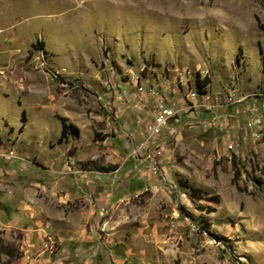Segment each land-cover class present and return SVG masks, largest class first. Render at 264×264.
<instances>
[{"label": "rangeland", "instance_id": "obj_1", "mask_svg": "<svg viewBox=\"0 0 264 264\" xmlns=\"http://www.w3.org/2000/svg\"><path fill=\"white\" fill-rule=\"evenodd\" d=\"M185 78L211 92L236 87L248 101L264 97V0H0V180L61 182L71 193L72 177L80 188L57 205L30 189L27 211L44 210L53 222L45 231L0 224V239L20 247L13 264H264L263 135L245 137L241 118L212 123L194 112L160 138L153 174L134 151L142 135L132 109L123 114L113 102L124 89L135 106L139 83ZM60 117L78 134L59 140ZM143 175L162 184L134 187L93 231L86 217L97 199L84 196L79 178H117L93 184L112 194ZM192 191L215 211L195 210ZM10 209L0 199V214L9 218ZM124 242L129 256L117 260Z\"/></svg>", "mask_w": 264, "mask_h": 264}, {"label": "crops", "instance_id": "obj_2", "mask_svg": "<svg viewBox=\"0 0 264 264\" xmlns=\"http://www.w3.org/2000/svg\"><path fill=\"white\" fill-rule=\"evenodd\" d=\"M110 96H107V101L106 104H110L109 103V98ZM114 104L118 105L119 109L120 108H124L123 114H126L125 111L127 110L128 106L130 109H132L133 112V125H135L136 129L138 128L139 132L142 135L141 130L139 129V127L135 124V119L136 118H142L144 119L146 114H148L149 112V104H143L141 103V105L137 104L135 106H131L128 103H126L128 106H126V104L122 101H120L117 97H115L113 99ZM119 100V101H117ZM264 102V97L259 98V99H251L249 102H247L244 105H241L239 107H231L230 112L228 113V115H230L231 117H235V118H241L243 119V121H245V112H246V108L247 105L250 103H263ZM105 103V102H104ZM107 104V105H108ZM143 104V105H142ZM147 105V110H145V106ZM128 108V109H129ZM229 110V109H228ZM122 113V112H121ZM120 113V114H121ZM128 113V112H127ZM122 114V115H123ZM120 115V116H122ZM230 117V119H231ZM123 119L120 118V121H122ZM264 127V124H263ZM245 137L246 136V131L244 133ZM132 136V134H130ZM263 137H264V129H263ZM258 152H260L261 154L264 155V143L260 144L258 146ZM11 155H13V152L10 153ZM70 179L68 180L67 184H70L71 187H69V190L72 191L70 192H66L64 187L60 186L61 182H34L36 184V187H32L34 186L32 183V181L28 180V178H16L13 176H9L7 178H5L3 181L0 180V199H3L6 202V205H8L9 207H11L10 209V214L8 216H10L9 218H7V216L5 214H0V224H3L4 227L6 228H15L17 230L20 231H25V229H29L31 231H45V228H51L49 225H51L49 222H53V219H51L50 215L45 213V211H34L32 213H29L27 211L28 209H32L33 207H31L30 204V200L32 201L31 198V192L33 194V188L35 189H41L43 192H46L45 194H47V198L49 202H52L54 205L59 204L61 201L62 202H67L70 201L74 198L78 197V190H80L77 181L75 180V178L72 179V177H69ZM26 179V180H25ZM97 179V178H96ZM156 179V180H155ZM83 180H85L83 182ZM99 181L95 182L94 179L89 178V177H81L79 178V182H83L84 184L87 185V188L89 189V191H87L84 196L87 197L89 195H93L97 201L93 204L90 203V209L88 210L87 213V218H92L90 219V223L91 228L93 231L96 230V228L94 227H98V228H102V226L98 223V221L100 220V218L105 215L106 213H108V210L113 209L116 205H118L119 203H121L124 200H127V196L131 195V193L133 192V188L137 187L138 190H141L142 184H145L146 186H151V188L153 189H157L156 186H154V183L162 184V181L160 178H153L152 176L150 177L149 175H143L141 177H130L127 179V183H128V189H121L120 186L117 187L116 189H114V192L111 194L110 193V189L108 188H96L93 186V184L96 183H100L102 185H105L107 182H109V184H116V183H121L122 181H118L119 179L117 178H106V179H98ZM31 183V184H30ZM7 184V185H6ZM28 185H31L29 188ZM140 185V186H139ZM4 187H7V189H5ZM64 189V192H61V189ZM32 189V190H30ZM76 193H75V191ZM128 191V192H127ZM81 192V191H80ZM10 193V195L8 194ZM63 195V196H62ZM84 197V198H85ZM37 199V198H36ZM44 201L45 198H39V200ZM57 218V217H56ZM92 220H94V226H93V222ZM87 222V220L85 221L84 219V223ZM47 223V224H46ZM83 223V224H84ZM38 225V229H34L35 225ZM53 224V223H52ZM107 222L104 223V225L106 226ZM103 225V226H104ZM102 230V229H101ZM38 244V242H37ZM121 252L120 255L118 256L117 260H125L126 257L129 256V250H128V246L126 245V243H122L121 244ZM20 248V247H19ZM33 250V248H35L34 245H32L31 247ZM26 255H28L26 253ZM25 258V257H24ZM33 262L30 261V263L27 261L26 264H32Z\"/></svg>", "mask_w": 264, "mask_h": 264}, {"label": "built area", "instance_id": "obj_3", "mask_svg": "<svg viewBox=\"0 0 264 264\" xmlns=\"http://www.w3.org/2000/svg\"><path fill=\"white\" fill-rule=\"evenodd\" d=\"M179 88L185 87L177 84V82H168L167 84H161L159 87H148L139 83V88L133 91L132 98L137 100V103L149 104V112L145 118L135 119V124L143 133L142 140L134 151L138 156L144 157L149 162L153 174L157 173L159 164L157 159H160L163 154L160 138L164 134L173 135V124L178 123L183 116H192L194 112H202L210 117L212 123L220 117L228 121L231 116L223 114L228 108L239 107L249 102L248 97L242 95L237 88L236 92L229 93V96H221V90H217L214 92V96L207 98L189 95L187 92L186 96H178ZM121 91L122 95L117 98L125 104H129L132 101L130 96L126 94L124 89ZM150 92H157V101H149ZM110 98L108 99L110 100ZM164 105H171V112H164ZM126 106L128 105L126 104ZM244 122V131H246V136L250 140L255 138V135H263L264 102L248 104ZM225 148L228 151L233 150L231 139H228ZM9 156L15 157L11 154Z\"/></svg>", "mask_w": 264, "mask_h": 264}, {"label": "trees", "instance_id": "obj_4", "mask_svg": "<svg viewBox=\"0 0 264 264\" xmlns=\"http://www.w3.org/2000/svg\"><path fill=\"white\" fill-rule=\"evenodd\" d=\"M199 89L204 88L206 86V82L203 81V83L199 84L197 83ZM24 116V112L21 113V119ZM60 124H61V130H60V137L59 140L65 139L68 136L71 135H77L78 134V129L68 123V120L65 117H60L59 118ZM232 170L234 173V176L232 178V184L235 185L237 189H239L238 185V176H239V169L237 168V164L235 161H232ZM257 169L256 164L254 163V167H252V170ZM260 172H264V164L261 167ZM188 199L190 202L194 205V209L199 211V212H204L206 214L213 213L215 211L214 207H211L210 205L207 206H202L196 204V199L193 198V191L190 195H188ZM199 200V198H197ZM202 200V199H200ZM204 232H208L207 230H204ZM19 247H13L9 245V243H6L0 239V264H13L14 260L19 259L20 253H19Z\"/></svg>", "mask_w": 264, "mask_h": 264}, {"label": "bare ground", "instance_id": "obj_5", "mask_svg": "<svg viewBox=\"0 0 264 264\" xmlns=\"http://www.w3.org/2000/svg\"><path fill=\"white\" fill-rule=\"evenodd\" d=\"M182 74L177 77H181ZM195 79L188 80L187 78L176 81L177 84H181L185 88L178 89V96H186V92L189 95H198L200 98H207L209 96H214V92L207 90L208 87L200 88L195 83ZM209 89V88H208ZM236 92V87H226L223 92H221V96H229V93ZM151 96L154 97V101H157V92H150ZM164 112H171V105H164ZM260 138V135H255L253 140H257Z\"/></svg>", "mask_w": 264, "mask_h": 264}]
</instances>
